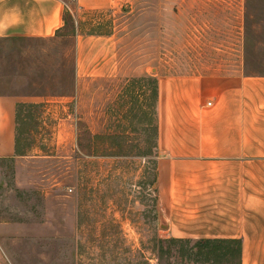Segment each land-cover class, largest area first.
I'll list each match as a JSON object with an SVG mask.
<instances>
[{
	"label": "rangeland",
	"instance_id": "374dc122",
	"mask_svg": "<svg viewBox=\"0 0 264 264\" xmlns=\"http://www.w3.org/2000/svg\"><path fill=\"white\" fill-rule=\"evenodd\" d=\"M200 5L217 20L212 45L224 48L218 19L236 6L228 0H118L115 9L97 10L73 4L51 38L0 40V93L22 105L16 151L0 158V264H238L229 255L196 256V239L168 246L159 213L158 98L150 79L208 69L194 66L191 35L176 41L174 10L190 20ZM243 5L248 69L263 71L264 0ZM164 8L174 26L162 34ZM111 33L120 47L118 76L76 78V36ZM179 45L187 47L181 55ZM216 55L223 64L224 52Z\"/></svg>",
	"mask_w": 264,
	"mask_h": 264
},
{
	"label": "crops",
	"instance_id": "0c3cea01",
	"mask_svg": "<svg viewBox=\"0 0 264 264\" xmlns=\"http://www.w3.org/2000/svg\"><path fill=\"white\" fill-rule=\"evenodd\" d=\"M245 1L228 0L234 11L218 19L224 48L212 45L217 20L210 7L194 8L190 20L174 10L176 41L191 35L194 66L208 69L158 78L156 184L171 238L240 241L241 264H264V70L248 69ZM73 4L115 9L118 0H0V39L51 38ZM166 10L162 34L174 26ZM186 49L179 45L178 55ZM217 51L224 52L223 64L215 62ZM120 64L114 33L76 36V78H114ZM221 66L224 72L213 69ZM17 103L0 93V158L16 151Z\"/></svg>",
	"mask_w": 264,
	"mask_h": 264
},
{
	"label": "trees",
	"instance_id": "16d2710c",
	"mask_svg": "<svg viewBox=\"0 0 264 264\" xmlns=\"http://www.w3.org/2000/svg\"><path fill=\"white\" fill-rule=\"evenodd\" d=\"M67 13L64 15V26L67 25ZM18 39L17 37L11 38H1L0 40H15ZM152 78V77H151ZM151 83H154L153 86V95L154 99L157 100V82L154 79H150ZM38 105V104H37ZM21 103H17V114H16V122L18 112L21 108ZM165 242L169 245L175 244H184L190 242L188 239H176V238H168L165 239ZM160 249L163 250V246H160ZM241 252H242V244L240 241H230L225 239H200L196 240L195 243L192 245V253L196 256H206L207 259L215 258L220 255H229L231 257L236 258L237 263L241 264Z\"/></svg>",
	"mask_w": 264,
	"mask_h": 264
},
{
	"label": "water",
	"instance_id": "95a60500",
	"mask_svg": "<svg viewBox=\"0 0 264 264\" xmlns=\"http://www.w3.org/2000/svg\"><path fill=\"white\" fill-rule=\"evenodd\" d=\"M162 226H163V224H162Z\"/></svg>",
	"mask_w": 264,
	"mask_h": 264
}]
</instances>
